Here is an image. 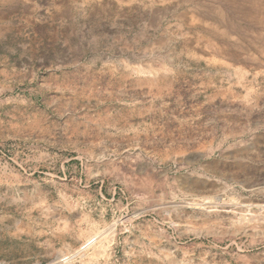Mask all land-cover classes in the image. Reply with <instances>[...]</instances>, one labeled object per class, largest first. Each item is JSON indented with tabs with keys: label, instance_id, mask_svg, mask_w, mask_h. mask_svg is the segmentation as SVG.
<instances>
[{
	"label": "rangeland",
	"instance_id": "obj_1",
	"mask_svg": "<svg viewBox=\"0 0 264 264\" xmlns=\"http://www.w3.org/2000/svg\"><path fill=\"white\" fill-rule=\"evenodd\" d=\"M0 264H264V0H0Z\"/></svg>",
	"mask_w": 264,
	"mask_h": 264
},
{
	"label": "bare ground",
	"instance_id": "obj_2",
	"mask_svg": "<svg viewBox=\"0 0 264 264\" xmlns=\"http://www.w3.org/2000/svg\"><path fill=\"white\" fill-rule=\"evenodd\" d=\"M241 215V214H240ZM241 217H243V218H247V219H252L251 217H246V216H244V215H241Z\"/></svg>",
	"mask_w": 264,
	"mask_h": 264
}]
</instances>
